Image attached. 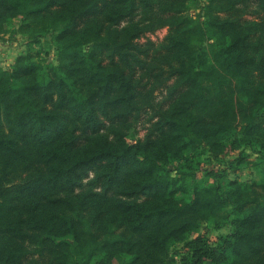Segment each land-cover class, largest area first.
<instances>
[{"label":"trees","instance_id":"1","mask_svg":"<svg viewBox=\"0 0 264 264\" xmlns=\"http://www.w3.org/2000/svg\"><path fill=\"white\" fill-rule=\"evenodd\" d=\"M190 1L0 0V33L21 20L57 49V63L0 67V264H166L177 241L189 264H264V158L259 183L180 197L190 149L264 150V0H208L203 20ZM163 28L161 43L148 36ZM157 92L173 99L159 114L145 99ZM145 108L151 125L131 143ZM84 179L77 211L56 197ZM226 207L227 247L200 231Z\"/></svg>","mask_w":264,"mask_h":264},{"label":"rangeland","instance_id":"2","mask_svg":"<svg viewBox=\"0 0 264 264\" xmlns=\"http://www.w3.org/2000/svg\"><path fill=\"white\" fill-rule=\"evenodd\" d=\"M207 1L208 0H191L187 13L195 18L201 14V19L203 20V8L207 5ZM250 11L251 9L246 6L242 11L243 17L252 19L254 14H251ZM20 25L21 20L14 21L7 32L0 33V67H11L21 55L29 56L44 63H57V49L53 41L54 32L48 30L41 34H37L35 38V36L28 33L26 29H22ZM167 32V28H163L148 34V36L156 43H161ZM260 34L263 36L264 40V33L262 32ZM85 47L88 49L90 46L86 45ZM155 95V100L152 94L151 96L145 97L147 100L146 107L150 108L151 112L159 114L161 109L167 108L173 99L168 98V102H166V100L162 98L163 95L160 92H157ZM147 108L142 109L140 112L141 114L139 113L141 118L139 115H135L132 119V126L128 130L127 135V139L131 143L136 142L138 139H143L151 125V112H149ZM259 133L262 138H264V130H260ZM257 149V147L255 148L253 146L245 147L239 155L230 157L227 154H219L218 156L213 154L210 152L208 144H202L190 149L188 152L189 158L183 161V163L187 166V168L184 169L185 173H187L186 180L192 186L189 192L181 194V199L186 202L192 201L194 198L193 185L203 187L207 190L208 196H213L227 191L233 181L238 183L261 182L262 175L260 169L262 167V162L260 161L264 158V150L260 151ZM188 166L190 168H188ZM169 167L173 169L172 165ZM208 169H218L219 175L215 176L208 174ZM193 174H195V176ZM90 177H93V173L90 174ZM87 180L88 179H84L82 186L68 193L69 195L58 194L56 197L58 199L66 196L71 197L72 200L68 203L77 211L79 208V199H77V195L87 193L91 190L87 185ZM98 190L99 189L96 191ZM67 205H64V207H68ZM228 211L229 208H223L215 216L202 221L200 228V231L213 243L217 245L223 244L225 247L228 246L230 241L234 240L233 237H230L233 228L226 220ZM189 255L190 251L186 249L185 242H174L168 249L165 258L166 264H189L186 260V257ZM247 261V258L236 259L234 256H232V258L229 257V264H250V262ZM204 264H213V262L207 261Z\"/></svg>","mask_w":264,"mask_h":264}]
</instances>
